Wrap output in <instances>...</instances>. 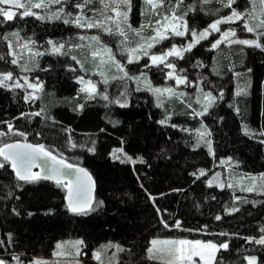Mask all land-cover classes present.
<instances>
[{
    "label": "trees",
    "instance_id": "obj_1",
    "mask_svg": "<svg viewBox=\"0 0 264 264\" xmlns=\"http://www.w3.org/2000/svg\"><path fill=\"white\" fill-rule=\"evenodd\" d=\"M185 1L183 5L186 8V3L191 0ZM167 2L173 4L176 0ZM141 5V0H133L131 23L134 26L143 19ZM218 5L216 0L197 5L196 11L187 13L190 25L196 19L201 20L199 27L206 25L217 13ZM17 28L21 29L20 35L24 39H35L40 49L48 47V38L56 43L64 40L76 44L72 37L74 26L70 23L63 20L40 21L32 15L15 16L0 24V71L12 70L15 73L19 69L11 63L12 56L7 41L3 39L4 33ZM185 40L171 37L162 46L181 45ZM261 42L264 43V38ZM208 44L210 39L200 41L183 58L174 62L178 69L184 66L183 74L191 80L198 81L203 74L205 79L200 80L201 85L206 90H213L214 95L220 94L221 87L224 89L223 99L215 102L210 109L211 115L205 113L202 116L204 123L213 130L211 138L216 154L212 156L205 147H191L195 142L191 132L173 127L171 122L161 124L164 113L155 104L152 94L138 90L131 80L127 81V104L109 103L97 96L88 100L82 110H74L77 103L85 101L84 94L76 95L79 84L73 76L77 66L71 55L43 52L38 57L40 67H35L31 74L34 80L39 76L44 82L45 102L42 98L35 102L25 101L21 89L14 93L0 86V129L7 133L0 136V143L19 138L33 143L43 142L49 147L57 144L70 163H79L87 168L95 181L92 210L73 213L65 202V190L54 181L41 179L16 188L14 170L10 166L7 172L0 169V240L4 241L0 244L1 257L6 260L14 254L21 260L34 256L49 257L57 241L83 238L82 255L87 264H96L91 260L93 249L108 241L122 246L118 264H162L150 262L146 252L151 238L164 236L211 239L218 243L228 240L229 248L217 252L221 264H246L249 255L257 257L256 264H264V246L247 240L249 235L259 237L264 234V194H254L235 212L227 213L224 209L231 207V191L209 185L206 182L208 174L199 178L192 175L201 167L210 171L218 161L228 157L239 162L234 164L242 173H264V133L260 131L264 128V48L248 49L244 68L251 69V72L246 71L245 76L236 78L233 72L239 68L230 65L227 53L223 54L227 57L224 74L214 72L217 51L207 47ZM197 58L203 61L202 66L198 65ZM69 62L75 65V69L66 67ZM135 66L138 67V62L129 65L131 72H135ZM146 74L150 79H161L164 70L152 66ZM242 81L247 84L241 85ZM245 86L246 91H237ZM98 87L102 91L107 87L110 98L123 91L122 84L118 87V79L107 86L98 82ZM172 99L176 120L190 129L196 128L200 122L198 115L187 114L192 109L187 108L184 100ZM40 107L45 109L47 116L19 115L20 112H35ZM53 116L55 121L51 119ZM6 121H12L14 127L29 135L21 137L18 132H10L4 123ZM245 125L255 130L252 135L244 131ZM69 126V131L65 132ZM38 130H43V136L34 135ZM69 135L77 144L85 143L88 147L92 146L91 141H95L96 151L68 148L66 141ZM115 148L123 149L134 159L143 155L145 160L133 163L113 159L111 153ZM34 171L39 170L36 168ZM6 185L13 190L12 196L8 195L9 187ZM149 192L155 196V203ZM101 200L104 203L100 204ZM13 207L18 208L19 214L12 211ZM29 211L33 214L28 215ZM217 213L221 214L220 220L215 219ZM161 217L170 224L179 219L180 226L166 227ZM204 225L210 226L209 231L202 230ZM198 228L201 230L195 231ZM221 231L224 235L220 234ZM8 233H12L11 242Z\"/></svg>",
    "mask_w": 264,
    "mask_h": 264
},
{
    "label": "snow or ice",
    "instance_id": "obj_2",
    "mask_svg": "<svg viewBox=\"0 0 264 264\" xmlns=\"http://www.w3.org/2000/svg\"><path fill=\"white\" fill-rule=\"evenodd\" d=\"M148 5H151V11L153 14L158 15L160 18L156 20L149 19L148 21H141L139 27H133L129 23V13L132 11L133 0H101V4L103 6V11L99 12L98 18V9L92 8L91 11L93 13L92 16H86L84 14V10H86V5L91 3V0H75L74 7L81 9V11L73 12L70 11L69 8L73 6V0H0V24H3L5 20H12L15 16L25 17L28 15H32L37 17L40 21L47 20H60L63 19L65 23H71L79 26L80 28H93L98 27L102 28L103 32L112 34L113 36L118 35L121 39L116 41L117 50L119 53H127V61L129 63L133 61H141L142 57L148 58L147 63H142L140 70L138 72H131L128 67L124 63L121 62V59H117V55L113 47L109 44L104 43L99 34H93L90 36H85L83 33H77L80 36L81 40H87L89 42V47L92 48V57L95 59L99 57L98 61L95 63L94 67L89 69L85 67L84 62L79 60L75 55L72 54V50L75 48L83 47L82 44H73L67 41L61 40L59 43L53 41L52 38H48L47 44L51 45V47H44L40 49L37 46V42L35 39L29 37L28 39H24L21 37L20 32L21 29L17 28L10 33H4L3 39L7 41L8 50L13 57L11 63L19 64L20 53H17L14 50L13 39H9V37H13L17 42L15 47L20 48L22 50H26L29 53H32L29 56L28 61L19 65L21 71L24 73L30 72L31 69L27 67L28 62L34 61V67L39 68V60L38 57L43 54V52H52L59 53L61 55H72V60L76 61L77 64L80 65V68L83 69L85 73L88 71L99 72L100 78L103 80L104 85L107 86L109 81L117 80L118 78V87L122 84L123 91H121L120 95L110 98V94L107 91V87H105L104 91H98L97 81L92 79L91 77H85L82 75H74L73 78L80 82V89L77 91V97L81 96V93L84 94L83 100L85 103H77L76 108L74 110H82L86 107V102L88 100H93L95 97L99 96L102 99L108 101L109 103L115 102L116 104H127V81L135 80L137 82L138 90L139 85L143 83L148 91L152 92L156 98L157 103L162 105V97H173L178 96L181 99H184L185 93L179 91L175 87L171 85L167 86H159L153 85L151 80L146 75V70L150 69L152 66L156 67H164L167 70V75L164 77L165 79H169L174 77L177 85L186 84L189 82V78L187 75H184L183 68H177V64L171 60L169 57H180L183 58L186 52H190V50L197 44L200 43L201 40H204L209 34L213 31L219 33L218 38L214 39L207 47L216 49L221 44L222 41L231 45L234 42V39L243 45H254L258 48H264V43L261 42L262 38H264V7L261 8V19L260 23L256 24L255 27L250 23L251 20L256 19L253 15L255 13V0H252V8H244L241 10L237 6V0H219L221 4V9H230L227 14H218L216 19H212L211 23H209L206 27L201 29L190 27L189 20L185 19L187 13L189 11H196L197 9V0H191L190 3L187 4L184 13L178 14V8L182 6V0H176L175 4H166L165 0H145ZM207 0H200V4L206 3ZM59 5L54 10L50 7L51 5ZM260 4L264 5V0H260ZM157 5L164 6L169 9L168 11L159 12L157 10ZM67 6V7H66ZM17 8L23 9V11H17ZM33 9H44L41 11H34ZM221 9H217V13L221 12ZM111 13H115V15H111ZM148 11V9L142 8L141 13ZM74 17V18H73ZM244 17L242 23L246 26L247 31L256 32L255 38H244L236 37L235 33L237 31L236 27L229 26L223 30H221L222 22H232L241 20ZM114 22V23H113ZM152 29V34L145 35V29ZM259 28L261 31H256ZM191 32V39H188L186 44L177 45L173 43L170 47L163 49L162 51L153 50L154 45L160 44L161 41L165 40L168 36H180L184 37L186 32ZM130 34H134L132 37V41L130 42ZM138 37V39H136ZM234 38V39H233ZM71 39V38H69ZM20 40L24 42L19 43ZM215 59V58H214ZM197 63L199 66L203 65V61L197 58ZM48 67H51L49 65ZM69 69H75V65L72 62H69L66 65ZM115 69V73L111 72V69ZM215 70V67H214ZM247 72H251V69H246ZM12 70L0 71V86H3L6 89H11L15 93L16 90L24 89V100L25 101H34V98L42 97V91L45 87L44 82L40 79L39 76L35 77V81L30 80L27 74L23 75L24 83H21V79L19 76H16L15 82H9L13 78ZM199 80H204L205 77L201 74L198 77ZM191 83H197L196 80L191 81ZM246 87L241 89L238 88V92L246 91ZM31 89L29 92L27 89ZM219 95H214L213 90H206L203 86L198 85L197 91L194 94L195 100L199 103V110L193 109L190 113H187L192 116L200 115L203 116L204 113H210V109H213L215 102L223 99L224 89L221 87L219 89ZM185 104L187 108L192 109V103L188 100H185ZM239 111V109H237ZM20 116H28V115H45L46 111L43 107H40L35 112L25 113L20 112ZM172 113H168L164 119L160 120L161 124H168L170 121L168 117L172 116ZM15 120V117L12 118ZM53 121H55V117H51ZM223 119V117H220ZM118 121H113V123H117ZM7 124V128L10 132H18L21 137H27L29 134L26 131L21 130L18 127H14L12 121L4 122ZM173 127H182L181 125L173 124ZM71 126L68 129H64L65 132H68ZM183 131H195L196 137L195 142L191 144L192 148H199L201 145H204L208 148L210 155H215V149L213 147L212 140V129L203 122L200 123V126L193 129L183 128ZM244 131L249 135H252L255 131L254 129H250L247 125L244 127ZM264 133V128L260 130ZM7 133L0 129V136H6ZM36 136H43V130H38L34 133ZM188 141H186L187 143ZM92 146L88 147L85 143L77 144L75 140L68 136L66 141V146L68 148H87L89 152H95V141H91ZM123 151V149H121ZM161 151H164L161 149ZM124 157L127 160L132 161L133 163L136 160L144 161L145 157L143 155H137L135 159L128 155V153H124ZM113 159H121L119 156L113 155ZM231 160V157L227 158ZM223 162V158L221 160ZM234 163H239L238 161H233ZM14 170V182L16 188H21L26 183H35L41 179H48L54 181L56 184L63 187L66 192L65 199L67 201L68 209L73 213H84L86 211H90L93 208V188L95 186V181L93 180L92 174L85 167H82L79 163H70L69 159L64 155L61 150V146H57V144H53L51 147L46 145L43 142H31L27 139H19L12 138L7 143H0V169H3L5 172L8 171V168ZM34 166L39 167V171H34ZM208 170L206 168H199L198 170H194L192 175L196 177H201ZM9 175H11L9 173ZM253 175V174H249ZM262 178H264V173L259 174ZM209 185L219 184L221 188L225 187V184L220 179V174L218 172L213 173L212 176L206 181ZM253 185H255V178L252 181ZM143 187V184L141 185ZM229 186H232L229 184ZM8 195L12 196L13 190L10 186ZM147 191V189H145ZM169 191H183V189H170ZM246 191L253 192L259 191L264 192V185L256 188L253 186H249ZM149 197L152 198L153 203H155V196L149 192ZM158 195L163 196L164 193H159ZM207 199V197H205ZM234 200H242L241 197L235 196ZM100 204L104 203V201H99ZM253 203H259V201H253ZM239 205L234 207H225L224 211L226 212H235ZM13 212L19 214V210L17 207H13ZM49 211H52L49 209ZM159 211V209H158ZM164 211H168L164 209ZM31 211L28 212V215H32ZM163 223L166 227H179L180 220L177 219L175 224H170L168 220L161 217ZM216 220L221 219V214L217 213L215 216ZM210 226L204 225V231H209ZM201 229H195V231H200ZM264 231V229H262ZM221 235H224V232L221 231ZM229 235H233L229 233ZM9 242H11L12 233H8ZM248 241H255L257 244L264 246V234L259 237L255 236H247ZM4 243L3 240H0V244ZM71 243L75 247V252L79 254L81 252V246L84 245L83 238H79L73 241H57V249L63 248L65 244ZM112 242L110 241L107 245H101L100 247L106 249L110 247ZM157 244H166L168 247L161 248L160 251H167L169 255L172 257L169 260V264H192V256H199L202 264H221V260L217 259V252L220 249H228L229 241L224 240L222 243H218L214 240L208 239H194L190 240L187 238H178V239H169L165 241H158L157 239H153L151 241V245L156 246ZM117 250H121L122 246L117 244ZM149 255H151L154 251V247H149L147 249ZM55 255L64 254L60 251L54 253ZM87 254L86 252L84 253ZM93 258L100 260L101 259V251L98 249L93 250ZM115 256V253H113ZM247 261L249 264H255L257 257L253 255L247 256ZM19 257L17 255H13L12 261H7L5 259L0 258V264H18ZM29 264H51V262L41 261L39 258L30 261ZM76 264H83L82 261L77 260ZM103 264V261H101Z\"/></svg>",
    "mask_w": 264,
    "mask_h": 264
},
{
    "label": "rangeland",
    "instance_id": "obj_3",
    "mask_svg": "<svg viewBox=\"0 0 264 264\" xmlns=\"http://www.w3.org/2000/svg\"><path fill=\"white\" fill-rule=\"evenodd\" d=\"M210 1H213V0H207L206 3L210 2ZM216 1L219 3L218 9H219V6H220V9H221V4H220L219 0H216ZM81 2H84V0L81 1ZM141 2H142L141 9L142 8L148 9V11H145L143 13V15L141 13V17L143 16V19H142L143 21H148L149 19L156 20V19L160 18L158 15L153 14V12L151 11V5H148L145 2V0H141ZM165 2H166V4H172V3L167 2V0H165ZM185 2H186L185 0H182V6L179 7L178 10H177L178 14L185 12V11L181 10V9L185 10V7L183 5V3H185ZM206 3H203V4H206ZM173 4H175V3H173ZM187 4L188 3H186V6H187ZM197 5L198 6L200 5V0H197ZM58 6L59 5L53 4L50 7L54 10ZM237 6L241 10H243L246 7L251 10V8L253 6L252 5V0H237ZM72 7H73V9L70 10V11H73V12L81 11V9L75 8L74 4H73ZM262 7H264V5L260 4V0H255L256 11H255V13H253V15L256 17V19H253V20L250 21V23L252 24L253 27H255L256 24L260 23V19H261V11L260 10H261ZM92 8H96V9L99 10L97 15H98V18H100L99 17V12L103 11V6L101 4V0H91V3L86 5V10H84V14L86 16H92L93 15V13L91 11ZM33 10L34 11H41V12L44 11V9H33ZM157 10L162 13L164 11H168L169 9L165 8L164 6L157 5ZM221 10L222 11L220 13H216L215 16L212 19H216L218 14H227V12L230 11V9H221ZM17 11H23V9L17 8ZM109 12H110V10H109ZM110 14L111 15H115V13H111V12H110ZM185 19H187V15H186ZM243 19H244V17H242L241 20H238V21L222 22L221 30H223V29H225V28H227L229 26H232V27H236L237 28V31L235 33L236 37H240L241 39H244V38H249V39L250 38H255L256 37V32L247 31L246 26L242 23ZM60 20H63V19H60ZM129 23L133 27H139L140 24H141V22H140V24L138 26H134L131 23V12L129 13ZM209 23H211V21H209L203 27H206ZM71 25L74 26V31H73L72 37L75 38L76 44H82L83 45V47L73 49L72 50V54L75 55L79 60L83 61L85 67H87L89 69L94 67V65L98 61L99 57H96L95 59L92 57V54H91L92 53V48L88 46L89 42L87 40H81L80 36L77 35V33H83L85 36H90V35H93V34H99L101 36V39L104 41V43H107L111 47H113V49L115 51V54L117 55V59H121V57H123L121 62L124 63L126 65V67L129 68V65L138 62V67L135 66L136 67L135 72H138L140 70V67L142 66V63L148 62V58L142 57L141 61H133V62L129 63L127 61V53L121 54L117 50L116 41L121 39V37H119L118 35L113 36L112 34L105 33V32H103L102 28H98V27L80 28L77 25H74V24H71ZM198 25H201V20L200 19H196L194 24L192 26L190 25V27L197 28V29L203 28V27H199ZM152 31H153L152 29L146 28L144 34L150 36L152 34ZM256 31H261V29L257 28ZM133 36H134V34H130V42L132 41V37ZM218 36H219V33L213 31L204 40L210 39V43H211L214 39L218 38ZM171 37H173V36H168V37L165 38V40L166 39H170ZM175 37H179L180 40L185 38L186 40L184 41L183 44H186L188 42V39L192 38L190 31L186 32L184 37H180V36H175ZM9 39H13L14 50L17 53H20L19 64H16L19 69H17V71L13 75V78L9 82L14 83L16 76H19L20 79H21V83H24V81H23V75L24 74H27L29 76L30 80L35 81L33 79V75L31 74V71L35 68L33 66L34 65V61L27 63V67L29 69H31L30 72H27V73L22 72L21 68L19 66V65L25 64L28 61L29 56L32 55V53H29L26 50H22L20 48L15 47V44L17 42L15 41V39L13 37L10 36ZM136 39H138V37ZM165 40L161 41L160 44H158V45H154L153 46V50L162 51L163 49H166V48L170 47V46H166V47L162 46V44H163V42ZM23 42H24L23 40L19 41V43H21V44ZM48 47L50 48L51 45H48ZM255 47L256 46H254V45H243V44L239 43L238 41H236L235 39H234L233 44H231V45H229L226 42L222 41L221 44L218 46V48L213 49V50L217 51V54H216V57H215V61H214V65H213V69L215 67L214 72L217 73L218 75H223L224 74L223 73V68H224V64H225L224 60L227 59V57L225 55H223V54L227 53V55L230 56L229 57L230 60L228 61L230 63V65L232 67L233 66H238V68H239L238 70H234L233 75L236 78H238L240 76H245L246 68H244V67L246 66L245 65L246 64V55H247L248 49L249 48H255ZM71 57H72V55H71ZM12 59H13V57H12ZM178 59H181V58L180 57H176V58L169 57V60H171L173 62H174V60H178ZM75 63H76V61H75ZM76 66H77V68H76L75 75H82V76H85L86 78L87 77H91L92 79L97 81V87H98V82L101 83V84H104L103 80L100 78L99 72L88 71L87 73H85L83 71V69L80 68L79 64L76 63ZM161 68L164 70V75H163V77L161 79H157V78L150 79L147 76L151 80V83L153 85H159V86L171 85V86L175 87L176 89H178L179 91L185 93L186 95H185L184 99H181L178 96H173V97H176V98H178L180 100H184V101H185V99H188V101H191V103H192V106H193L192 110L193 109L199 110L200 105L195 100V95L194 94L197 91V86L198 85L202 86L201 83H200L201 81L198 80L197 83L194 84V83H191V81H193V80L189 79L188 83L182 84V85H177L176 82H175V78L174 77L169 78V79H165L164 78L167 75V70L163 66ZM183 68H184V66H183ZM111 72L115 73V69L114 68L111 69ZM111 81H113V80H111ZM111 81H109V82H111ZM131 81L134 82L133 84L137 88L138 87L137 86V82L135 80H131ZM131 81L128 80V82H131ZM77 83L79 84V89H80V82L77 81ZM246 84L247 83L245 81L241 82V85H243V86L246 85ZM139 89L140 90H146L148 93L152 94L155 104L158 107H160L161 110L163 111L164 118L167 116L168 113H172L173 115L168 117V119H169V121L171 123L176 124V125H181L182 129L183 128H189L188 125L184 124L183 122H180V121L176 120L177 113L175 112V109H174L175 102L172 99L173 97H167L166 94H165V96L162 97V105L163 106H161V104L157 103L156 96L152 92L148 91L147 87L143 83H141L139 85ZM21 90L23 92L25 91L24 89H21ZM27 90L29 92L31 91L30 88L27 89ZM98 91H102V90L98 87ZM42 96L43 97L34 98V100H38V99L42 98L43 101L45 102L44 93L43 92H42ZM198 117H199L200 122H199L197 127L200 126L201 122L204 123V121L202 120V116L198 115ZM189 132H191V134L193 135V138L196 137L195 131H189ZM201 146L205 147L208 150V148L206 146H204V145H201ZM113 155L121 157V159H118V160L129 161V160H127L126 157H124V152L121 151L120 148L113 149L112 153H111V156L113 157ZM129 162H132V161H129ZM216 172H218L220 174V179H221V181L224 182L225 188H227V189H229V191H231V205H230L231 207H234L236 205L240 206L242 202H245V201L249 200L251 198V196H253L254 194H257V195L258 194H264V192H259V191H253V192L246 191V189L249 186H253V187L258 188V187L264 185V178H262L259 174L249 175L247 173H242L241 171L238 170V168L236 167L234 162L231 161V160L223 159V162H221V160L218 161L216 163V165L213 166L210 171L205 172L204 174H208V179H209L212 176V174L216 173ZM254 178H255V181H256L255 185H253V183H252ZM229 184H231L232 186H229ZM212 185L219 186V184H212ZM235 196L241 197L242 200H239V201L234 200ZM227 213H229V212H227ZM154 238L157 239L158 241H165V240H169V239H178V238H181V237L156 236V237L151 238L150 241H149L148 248L149 247H154V251H153V253L151 255H149L148 251L146 252L147 259L150 262H153V263L155 262V263L169 264V260L172 257L169 255V253L167 251H160L161 248H165L166 249L168 247V245H166V244H157L156 246H153V245H151V241ZM76 239H79V238H65V239H61L59 241H73V240H76ZM187 239L194 240V239H197V238H187ZM109 242L110 241L104 242V243H102V244H100V245H98V246H96L94 248V249H98V250L101 251V259L100 260L94 259L93 255H92L91 260L93 262H95L96 264H101V261H103V264H118L119 263L120 253L122 251V248L119 251L116 248V245L119 244V243L111 241L112 244H111L110 247H108L106 249H103V248L100 247L101 245H107ZM57 251H60V252H62L64 254L55 255L54 253L57 252ZM113 253H115V256H113ZM83 256L84 255H82V246H81V252L79 254H77L75 252V247L71 243L65 244L63 246V248H61L59 250L57 249V243H56L55 248H54L51 256H49V257L34 256V257H31V258H29L27 260L19 259L18 264H29L30 261H33L34 259H37V258H39L41 261L51 262V264H76L77 260L82 261L83 264H87V262L85 261ZM0 258L4 259L1 256H0ZM12 258L8 259L7 261H12ZM192 264H202V261L200 260V257L199 256H192ZM246 264H249L247 259H246ZM255 264H256V262H255Z\"/></svg>",
    "mask_w": 264,
    "mask_h": 264
},
{
    "label": "water",
    "instance_id": "obj_4",
    "mask_svg": "<svg viewBox=\"0 0 264 264\" xmlns=\"http://www.w3.org/2000/svg\"><path fill=\"white\" fill-rule=\"evenodd\" d=\"M36 168H37L38 170H40L38 166H34L33 170L36 169ZM93 193H94V188H93ZM65 196H66V193H65ZM65 202H66V204H67L66 199H65Z\"/></svg>",
    "mask_w": 264,
    "mask_h": 264
}]
</instances>
